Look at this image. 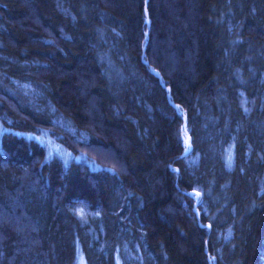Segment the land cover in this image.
Instances as JSON below:
<instances>
[{"label":"trees","instance_id":"obj_1","mask_svg":"<svg viewBox=\"0 0 264 264\" xmlns=\"http://www.w3.org/2000/svg\"><path fill=\"white\" fill-rule=\"evenodd\" d=\"M135 257L264 264V0H0V264Z\"/></svg>","mask_w":264,"mask_h":264},{"label":"rangeland","instance_id":"obj_2","mask_svg":"<svg viewBox=\"0 0 264 264\" xmlns=\"http://www.w3.org/2000/svg\"><path fill=\"white\" fill-rule=\"evenodd\" d=\"M52 119L54 120L55 123L59 124V126L63 127L66 131L71 132L70 124L68 122H65L59 115H55ZM181 137H182L183 143H184V138L186 137V131H185L184 126L181 129ZM51 145H52V149L54 151L59 152V153H64V150L62 148H55L54 143H51ZM232 155H233V149H232V147H229L227 149V156H226V162L228 164H230L232 161ZM193 197L195 199H198V195L196 193L193 194ZM77 216L79 218H81V220H83V221L85 220V216L83 214L82 208H77ZM134 261H137L135 264H140L138 257H135Z\"/></svg>","mask_w":264,"mask_h":264},{"label":"bare ground","instance_id":"obj_3","mask_svg":"<svg viewBox=\"0 0 264 264\" xmlns=\"http://www.w3.org/2000/svg\"><path fill=\"white\" fill-rule=\"evenodd\" d=\"M146 20H147V18H146ZM146 23L148 24V21H146ZM153 74L154 75H156L157 77H159V75H158V73L157 72H155V71H153ZM179 114H182L181 112H179ZM183 121H185V117L183 116Z\"/></svg>","mask_w":264,"mask_h":264},{"label":"water","instance_id":"obj_4","mask_svg":"<svg viewBox=\"0 0 264 264\" xmlns=\"http://www.w3.org/2000/svg\"><path fill=\"white\" fill-rule=\"evenodd\" d=\"M157 75V74H156Z\"/></svg>","mask_w":264,"mask_h":264}]
</instances>
